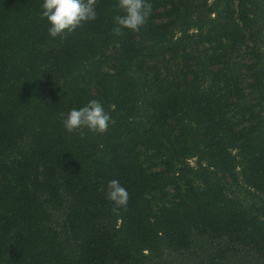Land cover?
Masks as SVG:
<instances>
[{"label":"trees","instance_id":"obj_1","mask_svg":"<svg viewBox=\"0 0 264 264\" xmlns=\"http://www.w3.org/2000/svg\"><path fill=\"white\" fill-rule=\"evenodd\" d=\"M150 3L52 38L0 0V264H264V0ZM91 99L114 123L66 132Z\"/></svg>","mask_w":264,"mask_h":264},{"label":"clouds","instance_id":"obj_2","mask_svg":"<svg viewBox=\"0 0 264 264\" xmlns=\"http://www.w3.org/2000/svg\"><path fill=\"white\" fill-rule=\"evenodd\" d=\"M98 0H41V17L48 23V35L52 38L66 37L83 22L96 18ZM117 7L123 13L114 18L113 33L117 36L122 29L139 31L151 14L150 0H117ZM114 123L103 104L97 99L89 100L79 108L68 111L62 121L66 132L73 133L83 128L95 133H104ZM106 198L114 207L113 211L126 208L129 194L117 179L107 182Z\"/></svg>","mask_w":264,"mask_h":264},{"label":"rangeland","instance_id":"obj_3","mask_svg":"<svg viewBox=\"0 0 264 264\" xmlns=\"http://www.w3.org/2000/svg\"><path fill=\"white\" fill-rule=\"evenodd\" d=\"M190 164L193 165L194 164V158H190ZM230 190L233 191L235 193V195L237 197H239L240 199L242 200H247V193L246 191L243 189L242 186H240L239 184L237 185H233V186H230Z\"/></svg>","mask_w":264,"mask_h":264}]
</instances>
